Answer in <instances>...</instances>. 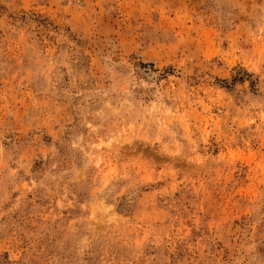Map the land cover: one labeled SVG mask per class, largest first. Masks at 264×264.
<instances>
[{
    "label": "rangeland",
    "instance_id": "obj_1",
    "mask_svg": "<svg viewBox=\"0 0 264 264\" xmlns=\"http://www.w3.org/2000/svg\"><path fill=\"white\" fill-rule=\"evenodd\" d=\"M0 264H264V0H0Z\"/></svg>",
    "mask_w": 264,
    "mask_h": 264
}]
</instances>
